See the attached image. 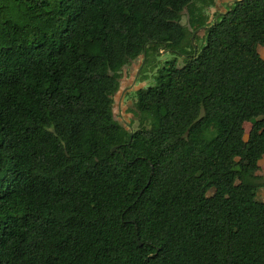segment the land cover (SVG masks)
<instances>
[{"label": "trees", "instance_id": "obj_1", "mask_svg": "<svg viewBox=\"0 0 264 264\" xmlns=\"http://www.w3.org/2000/svg\"><path fill=\"white\" fill-rule=\"evenodd\" d=\"M217 5L0 0V264H264V0Z\"/></svg>", "mask_w": 264, "mask_h": 264}, {"label": "rangeland", "instance_id": "obj_2", "mask_svg": "<svg viewBox=\"0 0 264 264\" xmlns=\"http://www.w3.org/2000/svg\"><path fill=\"white\" fill-rule=\"evenodd\" d=\"M228 0H223L225 4ZM200 5V2H196ZM214 6V5H213ZM206 6L204 13L209 17H213L216 14L215 7ZM225 6V5H224ZM189 15L188 10L185 8L182 15V23L188 25ZM195 44L197 51H201L204 46V31L202 28L198 29L194 33ZM262 49H260L261 51ZM177 57L176 54L166 50H160L157 45H151L148 51V61L143 66L139 60H136L133 64L125 67L124 71L121 72V84L118 91L113 96V110L114 115L119 122L124 126H130L132 128H139L141 126V120L138 116H135L133 111L134 103V90L139 87H144L148 84H152V75L156 73V67L163 66L167 61H170ZM182 61V60H180ZM251 124L249 122L244 123L245 135L244 138H248ZM259 170L256 172L257 175L264 177V156L259 162ZM259 199L264 201V188L259 191Z\"/></svg>", "mask_w": 264, "mask_h": 264}, {"label": "crops", "instance_id": "obj_3", "mask_svg": "<svg viewBox=\"0 0 264 264\" xmlns=\"http://www.w3.org/2000/svg\"><path fill=\"white\" fill-rule=\"evenodd\" d=\"M218 1V5H217V9H221V10H224V5L227 3H223V0H217ZM260 49H262L261 51H260ZM258 50H259V53H260V55H261V57L264 59V45H262V46H259L258 47Z\"/></svg>", "mask_w": 264, "mask_h": 264}, {"label": "water", "instance_id": "obj_4", "mask_svg": "<svg viewBox=\"0 0 264 264\" xmlns=\"http://www.w3.org/2000/svg\"><path fill=\"white\" fill-rule=\"evenodd\" d=\"M115 150H116V147H113V148H112V151H115ZM139 244L141 245V243H139Z\"/></svg>", "mask_w": 264, "mask_h": 264}]
</instances>
